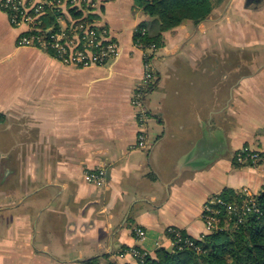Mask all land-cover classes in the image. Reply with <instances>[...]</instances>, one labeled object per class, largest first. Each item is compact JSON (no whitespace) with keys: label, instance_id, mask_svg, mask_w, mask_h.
I'll return each mask as SVG.
<instances>
[{"label":"crops","instance_id":"crops-1","mask_svg":"<svg viewBox=\"0 0 264 264\" xmlns=\"http://www.w3.org/2000/svg\"><path fill=\"white\" fill-rule=\"evenodd\" d=\"M95 1L81 16L119 52L88 67L18 45L28 27L0 8V264H134L132 247L172 246L169 226L206 234L211 194L264 186V168L234 160L245 146L264 151V0H221L164 33L143 123L134 37L159 23L141 0ZM99 168L103 185L86 178Z\"/></svg>","mask_w":264,"mask_h":264},{"label":"built area","instance_id":"built-area-1","mask_svg":"<svg viewBox=\"0 0 264 264\" xmlns=\"http://www.w3.org/2000/svg\"><path fill=\"white\" fill-rule=\"evenodd\" d=\"M96 5L95 0H0V8L4 9L13 24H24L28 27L18 39L20 46H33L45 49L62 62L80 67L104 65L112 60L119 52V44L110 34L108 28L103 25L89 24L87 14L75 17L71 11L91 12ZM51 17L56 19L55 23L49 22ZM48 20V21H46ZM46 22H48L46 24ZM145 32L140 27L136 32ZM154 44L145 48L144 75L138 82L134 96L133 105L137 109L139 121L142 123L148 119L147 97L157 78V69L154 63ZM156 50V49H155ZM147 144L144 132L138 136L139 147ZM238 163L247 161L254 163L262 162L264 165V151L243 147L236 153ZM86 178L98 185L107 181V173L104 168L88 170ZM247 200L242 204L227 203L218 192L212 198H208L203 206L201 218L207 226V233L220 227L222 218L229 216L236 218L238 222L253 209L258 210L253 194H245ZM167 235L173 244L182 239L180 228L169 226ZM135 234L139 239H145L146 231L143 227L135 228ZM186 244H192L190 238L185 239ZM137 261L149 253L147 250L132 247L128 250Z\"/></svg>","mask_w":264,"mask_h":264},{"label":"trees","instance_id":"trees-1","mask_svg":"<svg viewBox=\"0 0 264 264\" xmlns=\"http://www.w3.org/2000/svg\"><path fill=\"white\" fill-rule=\"evenodd\" d=\"M141 2L145 13L157 19L159 29L156 33L139 30L135 33V43L143 49L154 44L157 50L164 45L166 31L186 20H193L196 23L204 20L221 0H141ZM71 14L80 17L82 12L71 11ZM89 16L92 18L95 15L91 13ZM52 21L53 19H49V22ZM158 81L157 73L152 88ZM234 160L236 164H240L237 163L236 155ZM253 163L247 161L244 164ZM238 191L223 190L222 197L227 203L242 204L247 197ZM254 197L258 210L253 209L242 221L238 222L236 218H232L227 228L215 229L201 238L192 237L180 229L182 239L178 243L170 249L159 246L143 260L138 258L134 264H264V186L259 193L254 194ZM223 220L224 217L222 226L225 224ZM186 237L193 243L186 244Z\"/></svg>","mask_w":264,"mask_h":264},{"label":"rangeland","instance_id":"rangeland-1","mask_svg":"<svg viewBox=\"0 0 264 264\" xmlns=\"http://www.w3.org/2000/svg\"><path fill=\"white\" fill-rule=\"evenodd\" d=\"M139 29V28H138ZM141 30V29H140ZM157 50H153V52L155 53ZM144 57H145V55H144ZM155 59V58H154ZM236 155V154H235ZM237 162V161H236ZM238 163V162H237ZM238 166H254V167H261V168H264V165H263V163L262 162H257V163H253V164H251V165H249V164H237ZM239 193H241V194H255V193H253L251 190H250V188L249 187H247V186H244V187H242L241 189H239V191H238ZM217 193V192H216ZM216 193H213V194H211V197L210 198H212L213 196H215L216 195ZM222 193V192H221ZM233 204H239V203H233ZM225 218V220H223V222L225 223L224 224V226H222L221 224H220V227L219 228H217V229H224V228H227L228 227V222H230L229 220H230V218H229V216H225L224 217ZM206 226V225H205ZM207 227V226H206ZM146 231V230H145ZM146 234H147V232H146ZM171 241V240H170ZM171 244H172V246L174 245L173 243H172V241H171ZM169 249L171 248V247H168ZM148 251V250H147ZM149 252V251H148ZM149 253H151V252H149Z\"/></svg>","mask_w":264,"mask_h":264}]
</instances>
